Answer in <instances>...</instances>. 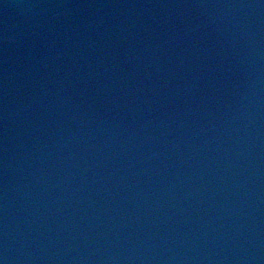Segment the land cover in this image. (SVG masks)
I'll list each match as a JSON object with an SVG mask.
<instances>
[{
  "label": "water",
  "instance_id": "obj_1",
  "mask_svg": "<svg viewBox=\"0 0 264 264\" xmlns=\"http://www.w3.org/2000/svg\"><path fill=\"white\" fill-rule=\"evenodd\" d=\"M0 264H264V0H0Z\"/></svg>",
  "mask_w": 264,
  "mask_h": 264
}]
</instances>
